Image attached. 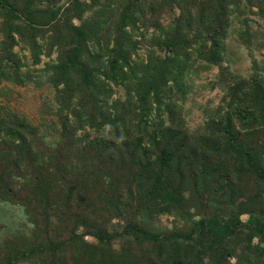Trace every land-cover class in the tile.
Listing matches in <instances>:
<instances>
[{
	"label": "trees",
	"instance_id": "16d2710c",
	"mask_svg": "<svg viewBox=\"0 0 264 264\" xmlns=\"http://www.w3.org/2000/svg\"><path fill=\"white\" fill-rule=\"evenodd\" d=\"M146 1L121 3L106 62L89 46L98 37L89 35L90 20L74 26L66 44L56 41L64 107L82 100L76 122H62L69 163L39 150V135L24 119L0 116V198L24 205L36 230L31 240L0 241V264H264V85H248L243 106L193 130L170 98L187 94L180 65L192 44L202 39L204 60L220 64L234 2L195 3L164 30L172 56L145 64L133 59L137 42L128 28ZM247 1L264 18V0ZM0 9L15 19L30 15L9 0ZM114 86L127 89L125 100L101 102ZM86 126L96 134L78 135ZM164 213L175 214V227L161 223ZM114 220L124 224L121 232ZM86 236L97 243L87 245Z\"/></svg>",
	"mask_w": 264,
	"mask_h": 264
},
{
	"label": "rangeland",
	"instance_id": "374dc122",
	"mask_svg": "<svg viewBox=\"0 0 264 264\" xmlns=\"http://www.w3.org/2000/svg\"><path fill=\"white\" fill-rule=\"evenodd\" d=\"M9 1L19 12L27 9L30 15L15 19L7 9H0V116L24 119L39 135V150L49 149L55 157L62 156L59 158L69 163L66 153L62 151L65 150L62 122L66 117L71 123L76 122L73 112L80 107L82 100L76 97L71 108L64 107V86L58 82L54 71L61 49L56 41L66 44L72 39L70 36H73L74 26H81L90 20L94 24L89 35L98 37L89 46L96 52L102 51L100 53L106 62L113 45L110 34L116 35L110 32L115 29L124 0H34L32 5L25 0ZM200 1L147 0L145 14L137 17L128 28L137 42L136 56L133 58L135 62L144 61L147 64L150 59L172 56L164 42V30L174 28L181 14L195 8L194 4ZM231 1L234 3L228 6L230 26L227 37L222 40V61L215 66L204 60L209 44L202 39L192 44L183 57L186 63L180 65L186 70L184 82L187 94L184 97L170 95L192 130L210 118L233 114L236 108L243 106V93L248 85L255 82L264 85V18L259 13L257 3ZM8 33L13 34L7 37ZM191 38L195 39L194 35ZM10 58L14 61H10ZM126 97L127 89L121 86H114L112 95L100 96L101 102L108 101L110 105ZM236 124L239 130L245 129L242 123L237 121ZM256 130L261 131L262 127L257 126ZM85 133L96 134L88 126L78 131V135ZM45 160L50 164L56 163L55 159ZM9 196L7 199L0 198V241H12L16 239L15 236L33 239L36 230L27 209L12 202ZM248 218L249 215L243 216L244 220ZM159 220L171 228L177 222L175 214L171 213L160 215ZM110 226L121 232L124 224L114 220ZM57 227H61V224ZM85 242L91 246L97 240L86 236ZM254 242L257 244L259 239ZM122 243L121 240L115 241L116 250L120 249ZM24 264L44 263L34 261Z\"/></svg>",
	"mask_w": 264,
	"mask_h": 264
}]
</instances>
